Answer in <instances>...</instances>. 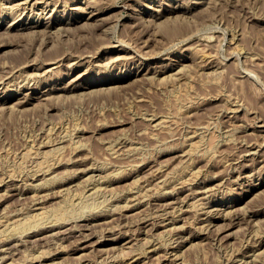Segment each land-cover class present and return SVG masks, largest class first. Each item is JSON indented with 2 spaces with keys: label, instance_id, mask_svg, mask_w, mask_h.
I'll return each mask as SVG.
<instances>
[{
  "label": "rangeland",
  "instance_id": "374dc122",
  "mask_svg": "<svg viewBox=\"0 0 264 264\" xmlns=\"http://www.w3.org/2000/svg\"><path fill=\"white\" fill-rule=\"evenodd\" d=\"M22 1L23 0H0V103L2 104L0 105V183H3L0 186V215L10 214L14 210H20V208H24L21 209L24 213L31 210L33 204V200L30 198L31 191L33 190L32 185L37 184V181L41 182L44 177L40 178L42 176L37 177V175L34 177L33 173H31V166L34 164L35 160H37L34 158L35 155L34 157L32 156L34 159L32 157H25L26 159L23 158L22 160V157H24L23 154L26 152L25 150H29V148L33 149L32 146H34L33 150L35 151L36 144L44 141V137L50 132L56 136V133L59 134L64 130V133L61 132L59 136L57 135L58 137H55L57 142L61 139L64 140L65 137L67 142L64 140V144H69L73 140L78 141L80 144L83 143L81 144V148L83 147L82 150L84 151L82 152L81 148L79 149L80 151H74L69 147L66 150V154H63V164L54 169L56 170L55 174L58 176L62 175L61 177H64L63 180L68 177L72 178L73 176L74 178L72 179L74 180H69V178L68 182H66L67 184L65 183L63 185V188H68L65 195L62 196L63 198H59V196H57L59 194H54V196L46 200L47 202L45 201V206L51 209L53 207L56 208L59 204L58 201L60 202L64 198H66V200L68 199L70 203L72 198L74 199L75 197V199H77L78 196H75L77 193L79 196L82 195L84 197H82V200H77V204L79 205H76V207L78 208L71 207V210H76H72L73 212L70 214V218L68 217V219H70L69 224V221L66 219V224L63 223V225L54 228L52 232H45L38 237L26 238L27 233L25 235L22 234L24 232H20L19 234L23 236V240H21L22 238L19 237V234L18 236L16 234L8 239V241L10 240L11 242H0L1 249L6 248L7 251L11 253L13 251L8 258L4 261H0L2 262L0 264H78L79 259L76 258L77 254H75L74 250L79 243L78 238L81 239L79 235L80 231L83 230L82 228L85 227L86 223L88 227L87 230L83 232L90 234L85 233L89 238L91 237L90 243L97 242L100 239L101 241L102 239L106 240L105 238L108 239V237L112 238L113 235L118 238L121 234L127 237L131 234L129 238L131 240L133 239L131 241V247L128 246L130 245V243L127 244L128 241H121L122 244H120L123 246V249L121 246L119 247L120 249L117 248L116 250H112V252L114 251L112 254H110L111 250H107L102 257L99 252H96L99 253L96 254L95 252H91L93 250L89 249L91 254L87 251L86 256L92 259V264L107 259H109L111 263L107 260L105 261V263L107 262L106 264H112V261L122 263L128 260V256L134 253H139V251L140 253H145V250L147 251L149 246V242L152 243L153 240L159 242L161 245H165L164 247L166 248L170 246L173 251L175 250V254H177L171 253V255L165 256L163 254L165 252L161 251L159 252L160 254L158 253L161 258L159 259L158 254L147 253L139 262L140 264H143L145 261L144 264H149L150 262V264H159L158 262H161L160 264H176L177 262V264H264L262 263L264 262V251H261L264 250V245L260 250L262 252H260V256H255L254 252H252L253 247L258 245L261 241L264 242V188L260 189V191L254 190L256 184L261 182L264 183V0H206V3H204V0H198L201 4L195 6L193 4L195 0H40V3L35 6L33 5L35 0L28 5L22 4ZM124 2L126 4H124ZM127 3H129V5H127ZM15 4L16 7L13 6ZM123 6L127 8L124 13H122L121 10ZM15 11L16 13H14ZM3 12L5 13L3 14ZM190 12L191 14H189ZM141 17H143L145 23H143L144 20ZM11 23L16 24L11 25ZM29 23L30 25L39 24L40 26L32 30L29 27ZM116 24L119 25L118 29ZM109 25L112 27L107 28ZM18 26L21 29H17ZM60 27L62 30H60ZM106 28L109 30H106ZM62 31L65 33L62 34ZM32 32H36V34L34 35ZM47 34H49V36ZM232 41L235 42V44ZM198 49L201 50L202 53H206V56H208L207 62L203 60V63L201 62L199 53H197ZM122 54L126 56L122 57ZM116 55L118 56L116 57ZM115 58H117V60ZM118 58H120L119 61ZM176 64L180 65V69L183 67L182 75L180 74V78L178 77L179 79L183 78V81L179 80L176 76L174 77H176L177 80L174 78L161 80L163 76L174 74L175 70L173 66ZM28 74L30 75L29 77L27 76ZM34 74L37 75L35 76ZM250 74L253 77H251ZM21 75H25V78ZM33 75L34 77H32ZM248 76H250V78ZM37 77L39 78L37 79ZM184 89H187V91ZM46 90H50L52 93H50L47 98L42 96L43 91L47 92ZM51 95L53 97L49 98ZM3 102L5 104H3ZM5 105L8 106L4 107V109L2 106ZM232 109L236 112L232 113ZM149 116L150 118L151 116L152 118L153 116L154 118L167 117L166 120H169H167V128H162V130L159 129V131L158 129L150 128L152 126H150L151 119ZM50 126L54 128L51 129ZM246 126L250 127L247 128ZM44 131H47L45 136L43 134ZM152 131H155V133ZM151 134L153 135L151 136ZM79 135L81 137H79ZM200 136L203 138L201 139ZM124 138H127L125 139L127 147L130 144H134L135 147H140H137V151L135 150L133 153L127 154L128 156L126 155L127 158L130 157L131 159H126L125 156H121L122 159H112L110 151H108V146L112 143L113 145L111 144L110 147L113 146V148H115V145L117 148L120 146L122 147L119 143L122 142ZM128 139L129 141H127ZM117 140L119 143H117ZM188 140H202L200 148L192 154L187 149L189 148ZM71 149L73 150L72 152ZM247 149H251L252 153L251 150L249 151ZM135 152H139V154L135 155ZM183 153L184 155H182ZM87 155L88 157L90 156V160H94V166L97 164L99 165L95 167H98V170L96 169L93 171L92 175L88 174V176H91V179L87 180L88 182L86 184V178L80 175L82 173H79V170L81 171V169L84 168L85 161L83 160ZM184 156L195 161L194 167L199 169L200 174H198L196 178L193 177L192 181H190L191 176L188 174L179 176V179L177 177L174 182L172 181L169 183L168 186L171 187L166 186L164 188V190L166 189L165 195L168 193L167 197L164 198V190L162 188H160L162 190L159 189L158 180L163 177V175L164 177L168 176L170 171L180 166L181 163L186 160ZM79 157L82 158L79 159ZM76 158H78V160ZM75 160L76 163H74ZM140 160L141 165L138 164ZM26 162L27 164L25 165ZM31 162L33 164H31ZM111 162L113 165H111ZM102 163L104 164V168ZM105 164L109 170L106 168ZM160 164L165 166L158 173L157 177L151 178L148 172L156 166H160ZM26 166L28 168H26ZM234 166L238 169H235ZM23 167H25V169ZM117 167H122V169H117ZM111 168L112 170L115 169V171H110ZM135 168H137L136 171L138 170V172H134L133 169ZM139 168L142 169L139 170ZM105 169L107 170L105 171ZM121 170H124V172L122 173ZM26 171L30 172L26 173ZM110 172L114 173L113 178L115 177L114 179L116 181L112 178L111 181L105 183V185L112 189V193L109 192L108 194V192H106V194L102 192L103 194L99 193L95 196V193L90 194L92 191L88 192V190L84 189L85 185L91 184L92 181H102ZM115 172L117 173L115 174ZM11 173L12 175H10ZM67 173L71 174L68 175ZM124 173L125 175H123ZM133 173H135V175H133ZM101 174L102 178H100ZM117 174L119 176L122 174L123 177H119ZM147 174L149 175L148 177ZM9 176L13 177L10 178ZM30 176L33 177L31 178ZM77 176L79 177L76 178ZM88 176L86 177L88 178ZM138 177L141 178L140 181L143 189L148 188V190H152H149V196L146 197V199H142L145 205L142 206L141 209L145 208L146 210L139 209L140 212L137 210L138 214L136 211H129L128 214H131L128 215V217L125 215V217L123 216L124 213H119V211L123 212L120 210L122 209L120 205L125 203L124 198H122L121 202L118 201L120 205L117 203V200L113 198H116L119 193H123L122 196L129 197L131 193L130 191H126L130 188L129 182H133L135 179L138 180ZM12 178L15 179L13 180ZM23 179H25V182ZM154 179H156V181ZM187 179L191 183L189 181L187 182ZM3 180H7V182H3ZM28 180L31 183H29ZM151 181H153V183ZM77 182H80V185L82 184V186L79 187L80 189L78 188L80 185H78ZM154 182L157 183L154 184ZM7 183L10 184L7 185ZM13 183L16 184L13 185ZM145 183H147V185ZM16 185L18 188H16ZM71 185H74L73 188ZM189 185H193V187ZM124 186H126L127 189ZM152 186L155 188L151 189ZM205 188L208 191L204 190ZM77 189L78 192H76ZM3 190L4 193H10V196L7 194V196L4 195L6 196L4 197ZM70 190H73L72 193ZM192 190L194 191L192 192ZM204 191L208 192V195ZM177 192L180 193L178 194ZM11 193H13L12 196ZM87 193L88 195L85 198ZM174 193L177 194L175 195ZM152 194H154V196ZM20 195L21 197H25L20 199ZM101 195L105 197L101 198ZM177 195L181 198H177ZM85 199H87L86 201L90 199L89 202L91 203L87 202L86 204ZM100 199H104V202ZM149 199H155L156 201L151 202ZM196 199H199L201 202L198 200L197 201L200 203L196 202ZM163 200H167L165 201L167 204L168 201L170 203L175 200V202L173 201L170 203L171 205L168 207L169 204L167 205ZM176 200H179L181 204L179 201L176 202ZM81 201L84 203L80 204ZM204 201L207 203H203ZM94 202L96 206L92 204ZM195 202L199 206L203 203L204 206L202 205L201 209L197 205L194 207ZM161 203L163 205H161ZM100 204L104 206L101 207ZM165 204L166 207L164 206ZM91 206H93V208ZM105 206L106 209H104ZM79 207H83L84 209L87 207L88 209L84 210ZM160 208H162L161 213L157 211L158 209L160 210ZM170 208L175 210L176 208L178 209L175 211ZM209 208L211 210L213 208V210L211 211ZM25 209H27V211ZM78 209L79 211H77ZM110 209L112 213L114 211L116 214L113 216L115 221L113 219H111L113 221L104 219L103 221L106 225L101 221H97L96 223L92 222V224L89 223L92 217L100 214L97 212H108ZM117 209H119V211ZM90 210H92V212ZM165 210L167 213H165ZM255 210L257 213L254 220H252L253 217H251V215L255 214ZM94 211L97 214L94 213ZM228 211H231V216H235V219L233 216L230 217V214L229 217L225 218ZM79 212L82 217L79 215ZM87 212L89 213L87 214ZM141 212L143 215H146V217H150L151 215L149 223L151 221H153V223L151 222L152 224L150 223L148 226L150 228V226L153 225V227H151L152 229H147L148 226L145 227L146 224L142 223L141 218L143 215ZM184 212L186 213L184 214ZM73 213L75 214L73 215ZM92 213H94V215ZM131 215L135 217L133 218ZM219 215L221 217L224 216V218H221ZM72 216L76 217V219L73 218L71 221ZM77 216L80 217H78L80 220H77ZM161 216L164 218H171L174 221L173 224L175 227L172 224L169 228L174 227L178 230L181 225L182 228L179 231L183 232L184 236H181L182 238H180V241L179 239L177 240L178 243L176 242V237H172V235L170 237V231L163 232L165 229L161 225L164 218ZM211 217L213 222L210 223V225L208 219H211ZM173 218H177L178 220ZM250 219L253 222H251ZM107 220H110L109 223ZM237 220H240V222ZM234 221L236 222L233 223ZM257 221L259 223H256ZM98 222L101 224L99 225ZM111 222L114 223L112 224ZM82 223L85 224L82 225ZM117 223L121 225L124 224L121 226ZM131 223L133 225H131ZM194 223L196 224L195 226ZM73 224H77V228H81L77 229ZM156 224L160 225L159 228L155 226ZM71 225L72 227L70 228ZM91 225H93V227ZM119 225L123 229H121ZM197 225L201 227L198 228ZM202 225H209V228H202ZM111 226L117 227L116 230H112L115 229V227L112 228ZM136 227L139 229H136ZM141 227L143 228L142 231H140L142 229ZM107 228L110 229L108 232L106 231L108 230ZM95 229L99 231L97 230L96 232ZM124 229L127 230L125 231ZM145 230H147V232ZM57 231H61V233L59 234ZM116 233L119 236L115 235ZM58 234L60 236H58ZM162 235L165 238L162 237ZM145 236L150 238H145ZM43 237L46 238L44 239ZM61 237L64 239L61 240ZM151 237L155 238L152 240ZM185 237H187V239ZM17 239L21 242H26L25 244H21ZM181 239H183V241ZM13 240L15 241L13 242ZM54 240H56V242ZM172 240L173 242H171ZM16 241L21 245L15 243ZM58 241H61V244L57 243ZM163 241L164 244H162ZM167 242H170L169 244H175L172 246V244L169 245ZM183 242L185 245L182 244ZM4 244L6 245L3 246ZM106 244H108V247L109 245L110 247L113 246V242H107ZM40 246L41 248H39ZM57 246H60L59 248L63 251L59 250ZM52 247L53 251L50 249ZM108 247H105V249L110 248ZM16 249L17 251L15 252ZM57 249L60 252L57 251ZM47 250H50L49 253ZM129 250L131 253H129ZM44 251L45 253H43ZM121 251L124 252L123 255H121ZM31 253L32 256L34 255L33 257ZM46 253L49 254V256ZM51 253L56 256L54 257ZM248 253L252 255L249 256ZM148 254L150 256H148ZM173 255L174 257H172ZM104 256L105 258H103ZM152 256H154V258ZM179 256L181 257L179 258ZM260 257H262V259ZM37 258H40V260ZM11 259L16 260L12 261ZM76 259H78V261ZM243 259L245 261H242ZM93 260L97 261L95 262ZM182 260H184V262ZM235 260H240L239 262H242L239 263L236 261V263H233ZM20 261L22 262L20 263Z\"/></svg>",
  "mask_w": 264,
  "mask_h": 264
},
{
  "label": "bare ground",
  "instance_id": "6f19581e",
  "mask_svg": "<svg viewBox=\"0 0 264 264\" xmlns=\"http://www.w3.org/2000/svg\"><path fill=\"white\" fill-rule=\"evenodd\" d=\"M33 0H23L22 1V4H24V5H28L29 3H31ZM49 1H51V0H49ZM178 1V0H177ZM191 1V0H190ZM205 2L204 3H206V0H204ZM43 2V1H42ZM48 2V1H47ZM127 2V1H126ZM20 3V2H19ZM40 3V0H35L34 2H33V5L35 6L36 4H39ZM50 3H52V2H50ZM130 3V2H129ZM129 3H127V5H129ZM132 3V2H131ZM48 4V3H47ZM124 4H126L125 2H124ZM193 4H194V6L195 5H199V4H201V2L200 1H198V0H195L194 2H193ZM3 5V4H2ZM21 5V4H20ZM20 5H18V6H20ZM30 5H32V4H30ZM32 5V6H33ZM205 5V4H204ZM10 6V5H9ZM13 6H15L16 7V4L15 5H13ZM13 6H12V8H13ZM33 6V7H34ZM47 6V5H46ZM39 7V6H38ZM128 7V6H127ZM10 8V7H9ZM12 8H11V10H12ZM18 8V7H17ZM16 8V9H17ZM20 8H22V7H20ZM25 8V7H24ZM24 8H23V10H24ZM28 8V7H27ZM131 8V7H130ZM14 9V8H13ZM15 9V10H16ZM44 9H45V7H44ZM47 9V8H46ZM177 9V8H176ZM19 10V9H18ZM37 10V9H36ZM42 10V9H41ZM122 10V13H124L126 10H127V8L125 7V6H123V9H121ZM120 10V11H121ZM8 11H9V9H8ZM7 11V12H8ZM31 11H32V9H31ZM30 11V12H31ZM44 11V10H43ZM174 11V10H173ZM19 12V11H18ZM24 12H26V11H24ZM35 12V11H34ZM37 12V11H36ZM42 12V11H41ZM99 12V11H98ZM157 12V11H156ZM5 12H3V14H4ZM11 13V12H10ZM14 13H16V11L14 12ZM13 13V14H14ZM20 13V12H19ZM22 13V12H21ZM121 13V12H120ZM8 14V13H7ZM12 14V15H13ZM23 14H25V13H23ZM22 14V15H23ZM31 14H32V12H31ZM40 14V13H39ZM161 14V13H160ZM160 14H158V15H160ZM166 14V13H165ZM164 14V15H165ZM189 14H191V12L189 13ZM20 15V14H19ZM41 15V14H40ZM128 15H129V13H128ZM170 15V14H169ZM15 16V15H14ZM13 16V17H14ZM34 16V15H33ZM39 16V15H38ZM46 16V15H45ZM151 16H153V15H151ZM187 16H188V14H187ZM18 17V16H17ZM47 17V16H46ZM49 17V16H48ZM154 17V16H153ZM159 17V16H158ZM163 17V16H162ZM170 17V16H169ZM21 18V17H20ZM142 19H143V17H141ZM172 18V17H171ZM153 19V18H152ZM157 19H159V18H157ZM51 20V19H50ZM120 20V19H119ZM118 20V21H119ZM141 20V19H140ZM144 20V19H143ZM149 21H151L150 19H148ZM185 20V19H184ZM14 21V20H13ZM13 21H12V23H13ZM153 21H154V19H153ZM157 21V20H156ZM15 22H16V20H15ZM50 22V21H49ZM114 22V21H113ZM143 22V21H142ZM148 22V21H147ZM11 23V25H15L16 23H14V24H12ZM42 23V22H41ZM117 23V22H116ZM143 23H145V20H144V22ZM148 23H150V22H148ZM115 24V23H114ZM119 24V23H118ZM29 25H30V23H29ZM47 26H49L48 24H46ZM112 25V24H111ZM117 25V24H116ZM40 25L39 24H31L29 27H30V29H36V28H38ZM113 26V25H112ZM112 26H108L107 28H109V27H112ZM29 27H27V28H29ZM114 27V26H113ZM118 27H119V25H117V29H118ZM57 28V27H56ZM61 28V27H60ZM59 28V29H60ZM104 28V27H103ZM103 28H102V30H103ZM106 28V30H109V29H107ZM17 29H21V28H19V26L17 27ZM47 29V28H46ZM51 29V28H50ZM64 29V28H63ZM111 29H113V28H111ZM110 29V30H111ZM116 29V30H117ZM49 30V29H48ZM55 30H57V29H55ZM60 30H62V28L60 29ZM59 30V31H60ZM106 30L104 29V31L106 32ZM116 30H114V31H116ZM37 31V30H36ZM54 31V30H53ZM39 32V31H38ZM63 33L62 34H64L65 32L64 31H62ZM111 32V31H110ZM8 33V32H7ZM33 33V32H32ZM48 33V32H47ZM61 33V32H60ZM112 33H113V31H112ZM34 35L36 34V32L35 33H33ZM55 34V33H54ZM109 34V33H108ZM48 36H49V34H47ZM51 36L53 35V34H50ZM61 35V34H60ZM31 36H33V35H31ZM54 36V35H53ZM55 36H56V34H55ZM113 36V35H112ZM45 37H46V35H45ZM48 38V37H47ZM188 39V38H187ZM114 40V39H113ZM234 40V39H233ZM185 41V40H184ZM182 42V41H181ZM233 42V41H232ZM118 43V42H117ZM234 44H235V42H233ZM121 44H122V42H121ZM113 45H115V44H113ZM238 45V44H237ZM111 46H112V44H111ZM47 47V46H46ZM123 49V48H122ZM236 49V48H235ZM238 50V49H237ZM128 52V51H127ZM133 52H135V51H133ZM136 53V52H135ZM197 53H199V57L201 58V62H202V60L204 61V62H207L208 61V56H206V53H205V55H204V53H202L201 52V50H197ZM120 54V53H119ZM127 54V53H126ZM132 54V53H131ZM123 55V54H122ZM130 55V54H129ZM118 55H116V57H117ZM126 55H123L122 57H125ZM133 56V55H132ZM136 56V55H135ZM153 56V55H152ZM120 58H122L121 56H119ZM129 57H131V56H129ZM153 57H155V56H153ZM120 58H118V61H119V59ZM152 58V57H151ZM116 60H117V58H115ZM128 59V58H127ZM145 59V58H144ZM209 59H210V57H209ZM129 60V59H128ZM130 60H132V59H130ZM134 60V59H133ZM139 60V59H138ZM149 60V59H148ZM210 61V60H209ZM140 63V62H139ZM203 63V62H202ZM55 64V63H54ZM183 64V63H182ZM181 64V65H182ZM179 64H176L175 66H173V68H174V70H175V72H174V74L173 75H170V76H163L162 77V79L161 80H166L167 78H174V79H176L177 80V78L179 77V75L183 72V67H181V69L179 68ZM144 67V66H143ZM171 67V66H170ZM25 68V67H24ZM210 68V67H209ZM35 69V68H34ZM45 69V68H44ZM51 70V69H50ZM49 70V71H50ZM173 70V69H172ZM243 70V69H242ZM45 71V70H44ZM47 71V70H46ZM244 71V70H243ZM242 71V72H243ZM246 71V70H245ZM249 71V70H248ZM247 72V71H246ZM23 73V72H22ZM146 73H148V72H146ZM145 73V74H146ZM245 73V72H244ZM250 73H252L251 71H250ZM35 75V74H34ZM34 75L32 76V77H34ZM37 75V74H36ZM35 75V76H36ZM182 75V74H181ZM251 75V74H250ZM252 75H253V73H252ZM251 75V77H253ZM21 76H23V75H21ZM25 76V75H24ZM23 76V77H24ZM28 77L30 76L29 74L27 75ZM174 76H176V77H174ZM28 77H27V79H28ZM41 77V76H40ZM247 77V76H246ZM249 78H250V76H248ZM22 78V77H21ZM25 78V77H24ZM39 77H37V79H38ZM180 78V77H179ZM178 78V79H179ZM248 78V79H249ZM30 79H32V78H30ZM35 79V78H34ZM183 79V78H182ZM182 79H179V80H182ZM29 80V79H28ZM27 80V81H28ZM40 80V79H39ZM39 80H38V82H39ZM175 80V81H176ZM178 80V81H179ZM24 81V80H23ZM22 81V82H23ZM26 81V80H25ZM33 81H35V80H33ZM41 81V80H40ZM183 81V80H182ZM4 82V81H3ZM37 82V81H36ZM11 83V82H10ZM19 83H21V82H19ZM25 83V82H24ZM23 83V84H24ZM30 83V82H29ZM180 83H182V82H180ZM1 84V83H0ZM12 84V83H11ZM15 84V83H14ZM27 84V83H26ZM184 84H186V83H184ZM188 84V83H187ZM20 85V84H19ZM21 86V85H20ZM25 86V85H24ZM17 87V86H16ZM23 87V86H22ZM27 87V86H26ZM30 87V86H29ZM186 87V86H185ZM189 87V86H188ZM5 88V87H4ZM7 88V87H6ZM21 88V87H20ZM19 88V89H20ZM187 88V87H186ZM18 89V90H19ZM4 90V89H3ZM2 90V91H3ZM184 90H186L187 91V89H184ZM1 91V90H0ZM32 91V90H31ZM30 91V92H31ZM37 91V90H36ZM47 91V90H46ZM52 91V90H51ZM4 93V92H3ZM28 93H29V91H28ZM50 90L49 91H47V92H45V91H43V94H42V96L43 97H48L49 95H50ZM30 94V93H29ZM52 94V93H51ZM31 95V94H30ZM26 96H28V95H26ZM51 97H53L52 95L49 97V98H51ZM29 99V98H28ZM3 104H5L4 102H3ZM0 105H2L1 103H0ZM8 106V105H7ZM6 105L5 106H2L3 108L4 107H7ZM13 106V105H12ZM11 106V107H12ZM10 107V106H9ZM235 108H237V107H235ZM1 109V108H0ZM5 109V108H4ZM233 110V109H232ZM186 111V110H185ZM230 111V110H229ZM238 111H239V109H238ZM236 111L235 110H233L232 111V113H235ZM228 113V112H227ZM156 116V115H155ZM158 117V116H157ZM162 117V116H161ZM235 117V116H234ZM149 118H150V116H149ZM156 118V117H155ZM154 118V116H153V118H152V116H151V120H150V126H152V127H150V128H153V129H158V131H159V129H161L162 130V128H165L166 126H168L167 125V123H168V121L166 120V118L167 117H162V118H156L155 119ZM231 118V117H230ZM146 119V118H145ZM148 119V118H147ZM149 123V122H148ZM247 123V122H246ZM256 123V122H255ZM170 124V123H169ZM249 125V124H248ZM263 126V125H262ZM247 128L248 127H250V126H246ZM264 127V126H263ZM48 128H49V126H48ZM50 128H51V126H50ZM54 128V127H53ZM53 128H51V129H53ZM167 128V127H166ZM246 128V129H247ZM254 128V127H253ZM51 129H50V131H51ZM264 130V129H263ZM262 130V131H263ZM48 131V130H47ZM47 131L45 132H43V134H44V136H45V133H47ZM49 131V132H50ZM56 131V130H55ZM64 130H62L61 132H63ZM147 131V130H146ZM145 131V132H146ZM54 132V131H53ZM57 132V131H56ZM60 132V133H61ZM144 132V133H145ZM152 132H154L155 133V131H152ZM264 132V131H263ZM60 133L58 134V133H56L58 136L60 135ZM64 133V132H63ZM194 134V133H193ZM192 134V135H193ZM196 134H197V131H196ZM47 135V134H46ZM56 135V136H57ZM63 135V134H62ZM61 135V136H62ZM68 135V134H67ZM153 134H151V136H152ZM191 135V136H192ZM42 136V135H41ZM41 136H39V137H41ZM55 134H53L52 132H50L46 137H44L45 138V140L44 141H42V142H38L37 144H36V148H35V151L33 150L34 149V146H32L33 147V149H30L29 148V150L27 149V150H25L26 152L23 154L24 155V157H22V160H23V158H25V157H34V155H35V159H37V160H35V162H34V164L31 162V164H33L32 166H31V168H32V172L31 173H33V176L35 177L36 175H37V177H40V176H42V177H40V178H43L42 179V181L41 182H39V181H37L36 183L37 184H33L32 185V187H33V190L31 191V195H30V198H32L31 200H33V204H32V206H31V210L29 211V212H27V213H24V212H22L21 211V209H24V208H20V210H18V211H13L12 213H7V214H3V215H0V242L1 243H7V241H8V239L10 238V237H12V235L14 236V235H16L17 234V236H18V234L20 233V232H24V233H22V234H25L26 235V233H27V235H26V238L27 237H31V238H33V237H38V236H40V235H43L45 232H47L48 233V231H51L52 232V230L54 229V228H56V227H58L59 225H63V223L64 224H66L65 222H66V219L69 221L68 222V224L70 223V219H68V217L70 216V214L73 212V211H75V210H71V207H74V208H78V207H76V205H79V204H77V200H82V197H84V196H82V195H80L79 196V194L77 195H75V196H78L77 197V199H75V197H74V199L72 198V200H71V202L69 203L68 202V199L66 200V198H64L63 200H61L60 202L58 201V206L56 207V208H48L47 206H45V201L46 200H48V199H50L52 196H54V194H59V195H57V196H59V198L60 197H62V196H64L65 195V192L68 190V188L66 189V188H63V185L66 183V182H68V179L69 180H74V179H72V178H74L73 176H72V178L71 177H68V178H65L64 180H63V178L64 177H61V176H58L57 174H55V171L56 170H54L57 166H60L61 164H63L62 162V159H63V154L65 153L66 154V150L70 147V148H72L74 151L76 150H79L80 148H81V144H83V143H79L78 141H72V142H70L69 143V141H68V143L69 144H67V143H65L64 144V140H66L65 138H64V140H58V142H57V139H55ZM57 136V137H58ZM75 136V135H74ZM198 136V135H197ZM43 137V136H42ZM73 137V136H72ZM76 137V136H75ZM79 137H81L80 135H79ZM196 137V136H195ZM201 137V136H200ZM43 138V139H44ZM60 138V137H59ZM77 138V137H76ZM193 138V137H192ZM192 138H190V139H192ZM203 137H201V139H202ZM43 139H40V140H43ZM68 139V138H67ZM81 139V138H80ZM79 139V140H80ZM125 139H127V138H124V140L122 141V142H118V140H117V143H119V145H122V147L120 146L119 148H117L116 147V143L114 144L115 145V148H113V146L112 147H110L111 146V144H110V146H108V151H110V155H111V157H112V159L113 158H121V156H125V158L126 159H129V158H127L126 157V155L128 154H131V153H133L136 149H137V147L139 148L140 146H137V147H135L134 146V144L133 145H129L128 147L126 146V142H125ZM189 139V140H190ZM197 139V138H196ZM33 140V139H32ZM36 140H37V137H36ZM69 140V139H68ZM71 140V139H70ZM76 140V139H75ZM188 140V142H189V148H187L188 150H189V152L192 154L193 152H195L196 150H198L199 148H200V145H201V142H202V140H198V141H189ZM127 141H129V139L127 140ZM35 142V141H34ZM66 142H67V140H66ZM81 142V141H80ZM30 143V142H29ZM28 143V144H29ZM132 143V142H131ZM133 143H135V142H133ZM34 144V143H33ZM136 144V143H135ZM31 145H32V143H31ZM30 145V146H31ZM109 145V144H108ZM113 145V144H112ZM139 145V144H138ZM83 146V145H82ZM134 146V147H133ZM187 146V147H188ZM249 146H251V145H249ZM262 146V145H261ZM28 147V146H27ZM85 147V146H84ZM127 147V148H126ZM252 147V146H251ZM25 148V147H24ZM23 148V149H24ZM83 148V147H82ZM82 148H81V150H82ZM117 148V149H116ZM124 148V149H123ZM126 148V149H125ZM249 148V147H248ZM261 148V147H260ZM71 149V152L73 151ZM86 149V148H85ZM187 149H185V150H187ZM255 149V148H254ZM253 149V150H254ZM139 150H141V149H139ZM247 150H249V149H247ZM251 150V149H250ZM249 150V151H250ZM22 151V150H21ZM69 151V150H68ZM80 151V150H79ZM84 150H82V152H83ZM137 151V150H136ZM257 151V150H256ZM259 151V150H258ZM70 152V151H69ZM139 152H141V151H139ZM139 152L138 153H136L135 152V155H137V154H139ZM185 152V151H184ZM188 152V153H189ZM74 153V152H73ZM189 153V154H190ZM251 153H252V150H251ZM257 153H259V152H257ZM75 154V153H74ZM247 154H250V153H247ZM22 155V156H23ZM127 155V156H128ZM182 155H184V153L182 154ZM20 156H21V154H20ZM134 156V155H133ZM132 156V157H133ZM32 157V158H33ZM90 157V156H89ZM88 157V155H87V157L83 160V161H85L84 163H85V165L83 166L84 168H82L81 169V171L79 170V173L81 172L82 174H80V175H83L82 177H84V178H86L85 180H86V184H87V180H89V179H91V176H88V174L89 175H92V173H93V171H95L97 168H95L97 165H99V164H97L96 166H94V160L92 161V159L90 160V158ZM136 157V156H135ZM185 158H186V160L183 162V163H181V165L180 166H177L173 171H170V173H169V175L168 176H166V177H164V175L163 174H160V175H163V177H161V178H163V179H159L158 180V185H159V189L160 188H162L163 190H164V188L166 187V186H168L169 185V183L170 182H174V180L178 177V179H179V176H183V174H188V175H190L191 176V180L190 181H192L193 179V177L194 178H196V176L198 175V174H200V172H199V169H196L195 167H194V163H195V161L193 162L191 159H188L186 156H184ZM191 157V156H190ZM244 157H246V156H244ZM258 157V156H257ZM31 158V159H32ZM33 158V159H34ZM64 158H65V155H64ZM82 157H79V159H81ZM137 158V157H136ZM255 158V157H254ZM253 158V159H254ZM21 159V158H20ZM26 159V158H25ZM75 159V158H74ZM73 159V160H74ZM77 160H78V158H76ZM122 159V158H121ZM131 159V158H130ZM142 159V158H141ZM150 159V158H149ZM193 159V158H192ZM147 160H148V158H147ZM250 160V159H249ZM28 161V160H27ZM32 161V160H31ZM34 161V160H33ZM66 161V160H65ZM144 161V160H143ZM152 161V160H151ZM154 161V160H153ZM25 162V161H24ZM23 162V163H24ZM74 162V161H73ZM82 162V161H81ZM113 162V161H112ZM111 162V163H112ZM74 163H76V160H75V162ZM105 163V162H104ZM27 164V162L25 163V165ZM29 164V163H28ZM30 164V165H31ZM79 164H81V163H79ZM106 164H108V163H106ZM105 164V165H106ZM139 165H141V160H140V163H138ZM137 164V165H138ZM143 164H144V162H143ZM147 164V163H146ZM30 165H28V166H30ZM83 165V164H82ZM102 165H103V168H104V164L102 163ZM111 165H113V163L111 164ZM114 165H116V164H114ZM122 165V164H121ZM131 165V164H130ZM136 165V166H137ZM125 166V165H124ZM129 166V165H128ZM150 166V165H149ZM153 166V165H152ZM165 165H161L160 164V166H156L155 168H153L150 172H148V173H150L149 175H150V177L151 178H154V177H157V175H158V173L161 171V169L164 167ZM246 166V165H245ZM245 166H244V168H245ZM249 166V165H248ZM79 167V166H78ZM82 167V166H81ZM127 167V166H126ZM247 167V166H246ZM24 169H25V167H23ZM26 168H28L27 166H26ZM100 168V167H99ZM106 168H107V165H106ZM128 168H130V167H128ZM132 168V167H131ZM145 168V167H144ZM150 168V167H149ZM234 168H235V166H234ZM237 168V167H236ZM235 168V169H236ZM58 169V168H57ZM80 169V168H79ZM108 169V168H107ZM107 169H105V171L107 170ZM117 169H122V167H117ZM136 169L137 168H135V169H133L134 170V172H138V170L136 171ZM140 169H142V168H139V170ZM238 169V168H237ZM98 170V169H97ZM104 170V169H103ZM109 170V169H108ZM114 171H115V169H113ZM113 170H112V168H111V170L110 171H112L113 172ZM147 170V169H146ZM247 170H248V168H247ZM54 171V172H53ZM75 171V170H74ZM122 171V170H121ZM130 171V170H129ZM162 171H164V170H162ZM28 171H26V173H27ZM30 172V171H29ZM28 172V173H29ZM71 172H73V171H71ZM76 172H77V170H76ZM119 172H120V170H119ZM124 172V170L122 171V173ZM133 172V171H132ZM232 172V171H231ZM78 173V172H77ZM76 173V174H77ZM79 173H78V175H79ZM96 173V172H95ZM94 173V174H95ZM98 173V172H97ZM103 173V172H102ZM106 173V172H105ZM111 173V172H110ZM108 173V175H106L104 178H103V180L102 181H100V182H98V181H92L91 182V184L89 183V185H85V190H88V192H90V191H92L90 194H94L95 193V196H96V194H99V193H106V192H108V194H109V192H111L112 193V189L111 188H109V186H107V185H105V183H109V181H111V179L113 178V176H114V173ZM117 172H115V174H116ZM121 173V172H120ZM126 173V172H125ZM125 173L123 174V175H125ZM131 173V172H130ZM235 173V172H234ZM22 174V173H21ZM68 174V173H67ZM69 174H71V173H69ZM68 174V175H69ZM75 174V173H74ZM94 174H93V176H94ZM128 174V173H127ZM132 174V173H131ZM168 174V173H167ZM10 175H12V173L10 174ZM32 175V174H31ZM79 175V176H80ZM96 175V174H95ZM100 175V174H99ZM118 175V174H117ZM133 175H135V173H133ZM136 175L138 176V174L136 173ZM148 174H147V177L149 176ZM232 175V174H231ZM15 176H16V174H15ZM17 176H18V173H17ZM22 176V175H21ZM23 176H24V174H23ZM22 176V177H23ZM32 176V177H33ZM49 176V177H48ZM71 176V175H70ZM75 176V175H74ZM79 176H77L76 178H78ZM86 176H88V178L86 177ZM119 176V175H118ZM120 176H122V174L120 175ZM119 176V177H120ZM127 176V175H126ZM129 176V175H128ZM140 176V175H139ZM234 176V175H233ZM239 176H240V174H239ZM7 177V176H6ZM10 178L11 177H13V176H9ZM26 177H28V176H26ZM31 177V176H30ZM31 177V178H32ZM46 177H48V178H46ZM117 177V176H116ZM123 177V176H122ZM134 177V176H133ZM241 177V176H240ZM3 178H5V177H3ZM2 178V179H3ZM29 178V177H28ZM81 178V177H80ZM100 178H102V174H101V177ZM115 178V177H114ZM113 178V179H114ZM137 178V177H136ZM181 178V177H180ZM199 178V177H198ZM8 179V178H7ZM13 180L15 179V178H12ZM26 179V178H25ZM25 179H23L24 180V182H25ZM97 179H99V178H97ZM134 179V178H133ZM140 179L141 178H139L138 177V180H136L135 179V181L133 180V182H129L130 183V185H129V187L130 188H128L129 190H126V191H130V193H131V195L130 194H127V195H130L129 197L128 196H122L123 195V193L122 194H117V196H116V198H113L114 200H117V203H118V201H120L121 202V200H122V198H124V204H122V205H120L119 203V205L122 207V209H120V210H122L123 212H120L119 211V209H117L118 211H119V213L121 214V213H124L123 214V216H127L128 217V215H130V214H128L129 213V211H136V213H137V210L140 212V210L139 209H141V207L142 206H144L145 204V202L143 203V200L142 199H146V197H148L149 195H148V193L150 192V191H152V190H148V188H142V186H141V181H140ZM146 179H148V178H146ZM177 179V180H178ZM205 179H206V177H205ZM211 179V178H210ZM239 179V178H238ZM10 180V179H9ZM32 180V179H31ZM93 180V179H92ZM95 180V179H94ZM115 180V179H114ZM155 181H156V179H154ZM196 180V179H195ZM12 181V180H11ZM11 181H10V183H11ZM116 181V180H115ZM142 181H143V179H142ZM150 181V180H149ZM179 181H181V180H179ZM183 181H185V180H183ZM189 180L187 179V182H188ZM189 181V182H190ZM205 181V180H204ZM213 181V180H212ZM239 181V180H238ZM2 182V181H1ZM3 182H7V180L6 181H4L3 180ZM9 182V181H8ZM16 182V181H15ZM22 182V181H21ZM28 182H29V180H28ZM39 182V183H38ZM152 183H153V181H151ZM193 182H195V181H193ZM209 182V181H208ZM9 183V184H10ZM29 183H31V182H29ZM72 183V182H71ZM75 183V182H74ZM78 183V185H80V182H77ZM82 183V182H81ZM113 183V182H112ZM111 183V184H112ZM144 183V182H143ZM142 183V184H143ZM149 183V182H148ZM155 183H157V182H154V184ZM179 183V182H178ZM177 183V184H178ZM182 183V182H181ZM191 183V182H190ZM199 183V182H198ZM3 184V183H2ZM1 183H0V186L2 185ZM8 183H7V185H9ZM16 184V183H15ZM14 183H13V185H15ZM20 184V183H19ZM18 184V185H19ZM67 184V183H66ZM146 185H147V183H145ZM144 184V185H145ZM150 184V183H149ZM173 184V183H172ZM180 184V183H179ZM206 184V183H205ZM21 185V184H20ZM23 185V184H22ZM27 185V184H26ZM69 185V184H68ZM74 185H76V184H74ZM73 185V186H74ZM77 185V186H78ZM128 185V184H127ZM126 185V186H127ZM174 185V184H173ZM184 185V184H183ZM194 185V184H193ZM193 185H189V186H191V187H193ZM198 185H200V184H198ZM204 185V184H203ZM17 186V185H16ZM15 186V187H16ZM24 186V185H23ZM28 186H30V185H28ZM66 186V185H65ZM64 186V187H65ZM72 186V185H71ZM70 186V187H71ZM73 186H72V188H73ZM82 186V184L80 185V186H78V188L79 187H81ZM126 186H124L125 188H126ZM154 186V185H153ZM151 187V189L153 188H155V187ZM181 186V185H180ZM185 186V185H184ZM186 186H188V185H186ZM8 187V186H7ZM14 187V188H15ZM22 187V186H21ZM76 187V186H75ZM74 187V188H75ZM158 187V186H157ZM168 187H171V186H168ZM173 187V186H172ZM177 187H179V186H177ZM190 187V188H191ZM194 187H195V185H194ZM209 187V186H208ZM16 188H18V186L16 187ZM23 188V187H22ZM28 188H31V187H28ZM77 188V187H76ZM142 188V189H141ZM150 188V187H149ZM181 188H182V186H181ZM189 188V189H190ZM197 188V187H196ZM195 188V189H196ZM207 188V187H206ZM206 188L204 189V190H206ZM264 188V183L263 182H261V183H259V184H256V188L254 189L255 191H260V189H263ZM11 189V188H10ZM20 189V188H19ZM80 189V188H79ZM127 189V188H126ZM158 189V190H159ZM162 189H160V190H162ZM169 189H171V188H169ZM168 189V190H169ZM184 189H186V188H184ZM193 189V188H192ZM202 189V188H201ZM208 189V188H207ZM212 189V188H211ZM16 190H18V189H16ZM28 190V189H27ZM26 190V191H27ZM30 190V189H29ZM76 190V189H75ZM75 190H74V192H75ZM172 190V189H171ZM170 190V191H171ZM182 190V189H181ZM198 190H200V189H198ZM209 190H210V188H209ZM10 191V190H9ZM19 191V190H18ZM21 191V190H20ZM25 191V190H24ZM71 191V190H70ZM73 191V190H72ZM72 191H71V193H72ZM165 191H166V189L163 191L164 192V195H165ZM177 191H178V189H177ZM194 190H192V192H193ZM206 191H208V190H206ZM7 192H8V188H7ZM7 192H5L4 193V190H3V196L4 195H6L7 196V194H9V196H10V193H7ZM30 192V191H29ZM76 192H78V189H77V191ZM84 192V191H83ZM124 192V191H123ZM153 192H154V190H153ZM172 192V191H171ZM173 192H174V190H173ZM181 192V191H180ZM179 192V193H180ZM205 192V191H204ZM16 193V192H15ZM23 193V192H22ZM68 193H70V192H68ZM85 193H86V191H85ZM102 193V194H103ZM125 193V192H124ZM156 193H157V190H156ZM159 193L161 194V192L159 191ZM178 193V192H177ZM176 193V194H177ZM178 193V194H179ZM182 193V192H181ZM205 193H207V195H208V192H205ZM256 193V192H255ZM259 193V192H258ZM82 194V193H81ZM107 194V193H106ZM158 194V193H157ZM175 194V193H174ZM173 194V195H174ZM175 194V195H176ZM191 194V193H190ZM196 194V193H195ZM200 194H201V192H200ZM2 195V194H1ZM13 195V193H11V196ZM19 195V194H18ZM17 195V196H18ZM23 195V194H22ZM29 195H27V196H29ZM55 195V196H56ZM85 195V194H84ZM88 195V193L85 195V198H86V196ZM113 195V194H112ZM119 195V196H118ZM126 195V194H125ZM153 196H154V194H152ZM167 195H168V193H167ZM167 195H165V197L164 198H166L167 197ZM171 195H172V193H171ZM194 195V194H193ZM255 195V194H254ZM6 196H4V197H6ZM27 196H26V198H27ZM68 196V195H67ZM97 196H99V195H97ZM156 196V195H155ZM159 196V195H158ZM163 196V195H162ZM162 196H160V197H162ZM192 196V195H191ZM201 196H203V195H201ZM212 196H214V195H212ZM2 197V196H1ZM20 197H21V195H20ZM23 197H25V196H23ZM23 197H21L20 199H22ZM66 197V196H65ZM69 197H71V196H69ZM68 197V198H69ZM92 197V196H91ZM91 197H90V199H91ZM94 197V196H93ZM105 196H103L102 197V195H101V198H104ZM181 198L180 196H178L177 195V198ZM193 197V196H192ZM204 197V196H203ZM206 197H208V196H206ZM211 197V196H210ZM8 198V197H7ZM25 198V199H26ZM59 198H58V200H59ZM63 198V197H62ZM61 198V199H62ZM88 198H89V196H88ZM87 198V199H88ZM108 198V197H107ZM151 198H153V197H151ZM174 198V197H173ZM176 198V199H177ZM201 198V197H200ZM209 198V197H208ZM6 199V198H5ZM87 199H85V201L87 200ZM90 199H89V201H90ZM96 199V198H95ZM99 199V198H98ZM110 199V198H109ZM120 199V200H119ZM148 199V198H147ZM158 199H160V198H158ZM168 199V198H167ZM210 199V198H209ZM52 200V199H51ZM70 200V199H69ZM94 200V199H93ZM100 200H102L103 202H104V199H100ZM106 200H108V199H106ZM112 200V199H111ZM151 202L152 201H156L155 199H149ZM194 200V199H193ZM200 201L199 199H196V202H198V201ZM202 200V199H201ZM211 200V199H210ZM214 200V199H213ZM89 201H86V204H87V202H89ZM98 201V200H97ZM97 201H96V203H97ZM109 201V200H108ZM164 202L165 201H167V200H163ZM171 201V200H170ZM174 202H175V200H173ZM173 201H171L170 203H172ZM179 201V200H178ZM177 200H176V202H178ZM184 201V200H183ZM195 201V200H194ZM207 201V200H206ZM47 202V201H46ZM110 202V201H109ZM108 202V203H109ZM114 202V201H113ZM147 202H148V200H147ZM185 202V201H184ZM183 202V203H184ZM187 202V201H186ZM196 202L194 203L195 204V206L194 207H196ZM201 202V201H200ZM200 202H198V203H200ZM30 203V202H29ZM56 203V202H55ZM84 203V202H83ZM82 203V201H81V203L80 204H83ZM89 203H91V202H89ZM88 203V204H89ZM95 202L94 203H92L93 205H95L96 204ZM115 203V202H114ZM113 203V204H114ZM154 203V202H153ZM166 203V202H165ZM169 203V201H168V204H169V206L168 207H170V204ZM179 203H180V201H179ZM191 203V202H190ZM203 203H207V202H203ZM203 203L199 206V205H197V206H199L200 207V209H201V206L203 205ZM209 203V202H208ZM167 204V203H166ZM166 204L164 205L165 207H166ZM167 204V205H168ZM181 204V203H180ZM192 204V203H191ZM101 205V207L102 206H104V205H102V204H100ZM115 205V204H114ZM146 205H147V203H146ZM157 205V204H156ZM155 205V206H156ZM161 205H163L162 203H161ZM178 205V204H177ZM185 205V204H184ZM27 206H29V205H27ZM82 206V205H81ZM83 206H86V205H83ZM89 206V205H88ZM87 206V207H88ZM96 206V205H95ZM107 206V205H106ZM106 206H105V208L104 209H106ZM108 206H110V205H108ZM148 206H149V204H148ZM158 206H160V205H158ZM182 206V205H181ZM187 206H188V203H187ZM204 206V205H203ZM209 206V205H208ZM208 206H206V207H208ZM211 206V205H210ZM264 206V205H263ZM262 206V207H263ZM87 207H85L86 209H88ZM92 208H93V206H91ZM98 207H99V204H98ZM110 207H112V206H110ZM115 207L117 208V206L115 205ZM119 207V206H118ZM146 207V206H145ZM150 207V206H149ZM173 207V206H172ZM177 207V206H176ZM193 207V206H192ZM191 207V208H192ZM194 207H193V209H194ZM228 207V206H227ZM80 209H84L83 207L81 208V207H79ZM95 208V207H94ZM148 208V207H147ZM152 208V207H151ZM150 208V209H151ZM156 208H157V206H156ZM179 208V207H178ZM178 208H176V210L178 209ZM182 208H183V206H182ZM28 209V208H27ZM27 209H25L26 211H27ZM86 209H84V210H86ZM89 209H90V207H89ZM96 209V208H95ZM94 209V210H95ZM145 208H143V209H141V210H144ZM152 209H154V208H152ZM152 209H151V211H152ZM161 209L162 208H160V210L158 209H156L157 211H160V213L162 212L161 211ZM171 209V208H170ZM181 209V208H180ZM204 209H205V207H204ZM210 209V208H209ZM208 209V210H209ZM29 210V209H28ZM83 210V211H84ZM97 210H98V208H97ZM96 210V211H97ZM115 210V209H114ZM146 210V209H145ZM155 210V211H156ZM169 210V209H168ZM171 210H175V209H171ZM171 210H169V211H171ZM175 210V211H176ZM186 210V209H185ZM195 210V209H194ZM211 210V209H210ZM212 210H213V208H212ZM211 210V211H212ZM259 210V209H258ZM261 210V209H260ZM77 211H79V209L77 210ZM81 211V210H80ZM91 212H92V210H90ZM100 211H102V210H100ZM108 211V210H107ZM116 211V210H115ZM181 211H183V210H181ZM187 211H188V208H187ZM207 211V210H206ZM263 211V210H262ZM86 212V211H85ZM145 212V211H144ZM146 212H148V211H146ZM209 212V211H208ZM217 212V211H216ZM250 212V211H249ZM248 212V213H249ZM252 212V211H251ZM255 212V214L254 215H251V217H253V219L252 220H254V217L256 216V210L254 211ZM260 212V211H259ZM76 213V212H75ZM75 213H73V215L75 214ZM78 213V212H77ZM89 212H87V214H88ZM94 213H96L95 211H94ZM94 213H92L93 215H94ZM97 213H100V214H97ZM96 214V216H94V217H96V218H94V217H92L91 219V221H89V223H91L92 224V222H97V221H101V222H104L103 220L104 219H113L114 220V218H113V216L114 215H116L115 213H114V211H113V213H112V211H111V209L108 211V212H97ZM155 213H157V212H155ZM159 213V214H160ZM165 213H167L166 212V210H165ZM174 213V212H173ZM176 213V212H175ZM186 212H184V214H185ZM197 213V212H196ZM119 214V215H120ZM138 214V213H137ZM140 214V213H139ZM141 214H142V212H141ZM147 214V213H146ZM152 214V213H151ZM178 214V213H177ZM179 214H181V213H179ZM199 214H200V212H199ZM202 214V213H201ZM214 214V213H213ZM223 214V213H222ZM221 214V215H222ZM229 214H230V217H232L231 216V211H228L227 212V215H225V218H227V217H229ZM250 214V213H249ZM252 214V213H251ZM79 215L82 217V215L80 214V212H79ZM84 215H86V214H84ZM83 215V216H84ZM134 215H135V213H134ZM143 215V214H142ZM155 215V214H154ZM204 215V214H203ZM202 215V216H203ZM208 215V214H207ZM207 215H206V217H207ZM247 215V214H246ZM264 215V214H263ZM90 216V215H89ZM118 216V215H117ZM122 216V215H121ZM125 216V217H126ZM136 216V215H135ZM134 216V217H135ZM138 216V215H137ZM143 216H144V218H143ZM142 216V218H141V216L139 215V217L141 218V220H142V223L143 224H146L145 225V227H147L151 222L153 223V221H151L150 223H149V221H150V217H151V215H150V217H146V215H143ZM158 216H160V215H158ZM166 216H168V215H166ZM172 216V215H171ZM170 216V217H171ZM174 216H176V215H174ZM182 216V215H181ZM199 216H201V215H199ZM220 216V215H219ZM218 216V217H219ZM242 216V215H241ZM247 216H249V215H247ZM79 216H77V220H80L79 218H78ZM125 217H124V219H125ZM131 217H133L132 215H131ZM133 217V218H134ZM161 217H163V216H161ZM179 217V216H178ZM204 217H205V215H204ZM210 217V216H209ZM221 217V216H220ZM219 217V218H220ZM236 217H238V216H236ZM243 217V216H242ZM70 218V217H69ZM73 218H75L76 219V217H74V216H72V219H71V221L73 220ZM118 218H119V216H118ZM130 218V217H129ZM139 218V219H140ZM153 218V217H152ZM157 218H160V217H157ZM156 218V219H157ZM164 218V217H163ZM214 218V217H213ZM221 218H224V216H222ZM233 218L235 219V216H233ZM233 218H231V219H233ZM241 218V217H240ZM83 219V218H82ZM89 219V218H88ZM115 219H116V217H115ZM120 219V218H119ZM136 219V218H135ZM155 219V220H156ZM173 219H177V218H173ZM180 219H182V218H180ZM198 219H199V217H198ZM197 219V220H198ZM200 219H201V217H200ZM203 219V218H202ZM205 219V218H204ZM215 219V218H214ZM230 219V218H229ZM258 219H260V218H258ZM110 220H107L108 221V223H109V221ZM113 220H111V221H113ZM118 220V219H117ZM128 220V219H127ZM134 220V219H133ZM178 220V219H177ZM196 220V219H195ZM194 220V221H195ZM241 220V219H240ZM240 220H237V221H239L240 222ZM243 220V219H242ZM246 220V219H245ZM257 220V219H256ZM261 220V219H260ZM115 221V220H114ZM119 221H121V220H119ZM125 221V220H124ZM129 221V220H128ZM127 221V222H128ZM131 221V220H130ZM136 221V220H135ZM208 221H209V224L210 223H212L213 222V219H212V217H211V219H208ZM250 221H251V219H250ZM249 221V222H250ZM259 221V220H258ZM256 222V223H259V222ZM262 221V220H261ZM260 221V222H261ZM99 222H98V224H99ZM122 222V221H121ZM120 222V223H121ZM126 222V223H127ZM132 222V221H131ZM140 222V221H139ZM155 222V221H154ZM178 222V221H177ZM200 222H201V220H200ZM204 222V221H203ZM236 221H234L233 223H235ZM251 222H253V221H251ZM74 223V222H73ZM76 223V222H75ZM94 223V224H95ZM105 223V222H104ZM104 223H102V224H104ZM112 224L114 223V222H111ZM116 223V222H115ZM120 223H117V224H120ZM130 223V222H129ZM128 223V224H129ZM136 223V222H135ZM148 223V224H147ZM151 223V224H152ZM174 223V221L171 219V218H164L163 219V222H162V225L161 226H163V228L165 229L163 232H169V233H171L170 234V237H171V235H172V237H176V242H177V240L179 239V241H180V238H182L181 236H184L183 235V232H180L179 230L182 228L181 227V225H180V228H178V230H177V228H174L175 227V225L173 224ZM206 223V222H205ZM204 223V224H205ZM208 223V222H207ZM72 224V223H71ZM85 223H82V225H84ZM93 224V225H94ZM97 224V225H98ZM101 224V223H100ZM99 224V225H100ZM124 224V223H123ZM122 224V225H123ZM128 224H125V225H128ZM158 224V223H157ZM155 225V226H157L158 228H159V226L160 225ZM161 224V223H160ZM174 225V229L173 228H169V226H171V225ZM232 224V223H231ZM254 224V223H253ZM73 225H75V224H73ZM77 225V224H76ZM75 225V228H77V226ZM78 225H80V224H78ZM93 225H91L92 227H93ZM105 225H106V223H105ZM109 225V224H108ZM121 225V224H120ZM120 225H119V227H120ZM121 225V226H122ZM131 225H133L132 223H131ZM136 225V224H135ZM137 225H139V224H137ZM196 224L194 223V226H195ZM199 225H201V224H199ZM206 225V224H205ZM211 225V224H210ZM258 225V224H257ZM102 226V225H101ZM117 226V225H116ZM142 226V225H141ZM198 226V225H197ZM196 226V227H197ZM209 225H207V226H203L202 225V228L204 227V228H206V227H208ZM213 226V225H212ZM255 226V225H254ZM72 227V225L70 226V228ZM87 227H88V224L86 223V225H85V227H83L82 229V231H80V236H81V239L80 238H78V240H79V243L77 244V246H76V249L74 250L75 251V254H77L76 256V258H78L79 259V263H81V264H92V259H89L86 255H87V251H89L88 253H90L91 254V252H99L100 253V256L102 257V255H104L105 254V251H107V250H111V253L110 254H112V253H114V251L112 252V250H116L117 248H119V247H121L122 245V243H121V241H128L127 242V244H129L130 243V245H128V246H130L131 247V241L133 240H131L130 238H129V236H131V234L127 237V236H124V234H121L120 235V232H119V235L116 233L115 235H117V236H119L118 238L117 237H114V235H113V237L112 238H109L108 237V239L107 238H105L106 240H103L102 239V241H101V239L99 240V241H97V242H91L90 243V238H89V236L87 235V234H89V233H87V232H83V231H86L87 230ZM103 227V226H102ZM105 227V226H104ZM112 227V226H111ZM115 226H113L112 228H114ZM123 227H125V226H123ZM138 227H140V226H138ZM144 227V228H145ZM151 227H153V225L152 226H150V228ZM176 227H178V226H176ZM184 227V226H183ZM195 227V228H196ZM199 227H201V226H198V228ZM63 228V227H62ZM81 227H79V228H77V229H80ZM89 228H90V226H89ZM106 228V227H105ZM116 228L117 227H115V229H112V230H116ZM121 229H123L122 227H120ZM142 228V227H141ZM149 228V226H148V228L147 229H150ZM167 228H168V230H167ZM197 228V229H198ZM209 228V227H208ZM67 229V228H66ZM69 229V228H68ZM67 229V230H68ZM76 229V230H77ZM91 229V228H90ZM108 230H106L107 232L110 230L109 228H107ZM130 229H132V228H130ZM134 229V228H133ZM136 229H139V228H137L136 227ZM152 229V228H151ZM173 229V230H172ZM184 229V228H183ZM196 229V230H197ZM207 229V228H206ZM70 230V229H69ZM76 230H75V232H76ZM96 230V229H95ZM98 230V229H97ZM97 230H96V232H97ZM104 230V229H103ZM125 230V229H124ZM122 231V232H125V231ZM143 230V228L140 230V231H142ZM155 230V229H154ZM171 230H172V232H171ZM99 231V230H98ZM101 231V230H100ZM135 231V230H134ZM146 232H147V230H145ZM194 231H195V229H194ZM198 231V230H197ZM205 231V230H204ZM57 232H59V231H57ZM67 232H69V231H67ZM72 232V231H71ZM114 232V231H113ZM117 232H118V230H117ZM121 232V233H122ZM201 232H203V231H201ZM55 233V232H54ZM61 233V231L59 232V234ZM63 233H64V231H63ZM65 233H66V231H65ZM70 233V232H69ZM79 233V232H78ZM85 233H87V234H85ZM91 233V232H90ZM95 233V232H94ZM99 233V232H98ZM101 233H103V232H101ZM129 233V232H128ZM127 233V234H128ZM133 233V232H132ZM149 233V232H148ZM147 233V234H148ZM152 233V232H151ZM168 233V234H169ZM181 233H182V235H181ZM58 234V236H60ZM73 234V233H72ZM76 234V233H75ZM126 234V235H127ZM163 234V233H162ZM196 234V233H195ZM21 234H19V237H23V236H20ZM24 235V236H25ZM50 235V234H49ZM48 235V236H49ZM57 235V234H56ZM65 235V234H64ZM90 235V234H89ZM92 235V234H91ZM106 235V234H105ZM134 235V234H133ZM153 235V234H152ZM196 235H198V234H196ZM48 236H46V237H48ZM53 236L55 237V235L53 234ZM63 236V235H62ZM66 236V235H65ZM64 236V237H65ZM73 236H75V235H73ZM72 236V237H73ZM103 236V235H102ZM107 236V235H106ZM124 236V237H123ZM157 236V235H156ZM164 236H165V234H164ZM163 235H162V237H164ZM169 236V235H168ZM18 237V238H19ZM45 237V238H46ZM79 237V236H78ZM101 237V236H100ZM136 237V236H135ZM138 237H139V235H138ZM143 237V236H142ZM161 237V236H160ZM166 237V236H165ZM164 237V238H165ZM44 238V237H43ZM43 238H40V239H43ZM44 238V239H45ZM49 238V237H48ZM52 238V237H51ZM62 238V237H61ZM68 238V237H67ZM75 238V237H74ZM99 238V237H98ZM145 238H150V237H146L145 236ZM152 238V237H151ZM155 238V237H154ZM154 238H152V240L154 239ZM163 238V239H164ZM186 239H187V237H185ZM13 239H15V238H13ZM64 238H62L61 240H63ZM126 239H128V240H126ZM130 239V240H129ZM136 239V238H135ZM160 239V238H159ZM167 239V238H166ZM18 240V239H17ZM21 240H23V238L21 239ZM53 240V239H52ZM57 240V239H56ZM56 240H54L55 242H56ZM97 240V239H96ZM110 240V241H109ZM137 240V239H136ZM161 240V239H160ZM159 240V241H160ZM182 241H183V239H181ZM10 241V240H9ZM8 241V242H9ZM15 240H13V242H14ZM19 241V240H18ZM31 241V240H30ZM47 241V240H46ZM139 241V240H138ZM148 241H149V239H148ZM151 241V240H150ZM170 241V240H169ZM181 241V242H182ZM186 241V240H185ZM11 242V241H10ZM12 242V243H13ZM21 244L22 243H24L25 244V242L26 241H19ZM32 242V241H31ZM61 241H58L57 243H60ZM107 242H113V246H111L110 247V245H109V247H108V244H106ZM147 242V241H146ZM146 242H145V244H146ZM171 242H173V240L171 241ZM175 242V241H174ZM15 243H17V241L15 242ZM20 243H17V244H19V245H21ZM48 243H49V241H48ZM121 243V244H120ZM168 244L170 243V242H167ZM178 243V242H177ZM176 243V244H177ZM258 243V242H257ZM23 244V245H24ZM45 244V243H44ZM47 244V243H46ZM56 244V243H55ZM61 244V243H60ZM126 244V243H125ZM125 244H123V245H125ZM141 244V243H140ZM142 244H143V242H142ZM141 244V245H142ZM145 244H144V246H145ZM162 244H164V241H163V243ZM167 244V245H168ZM172 244V243H171ZM171 244H169V245H171ZM175 244V243H174ZM174 244H172V246H174ZM182 244H184V242L182 243ZM250 244V243H249ZM248 244V245H249ZM256 244V243H255ZM6 244H4L3 246H5ZM8 245V244H7ZM10 245V244H9ZM43 245V244H42ZM41 245V246H42ZM48 245H51V244H48ZM58 245V244H57ZM112 245V244H111ZM138 245V244H137ZM178 245V244H177ZM181 245V244H180ZM185 245V244H184ZM263 245H264V242L263 241H261L258 245H256L255 247H253V249H252V252H254V255L255 256H257V255H259L260 254V252L261 251H264V250H261L262 249V247H263ZM2 246V247H3ZM18 246V245H17ZM41 246L39 247V248H41ZM53 246V245H52ZM127 246V245H126ZM127 246V247H128ZM134 246V245H133ZM165 245H161L159 242H157V241H152V243L151 242H149V246H148V248H147V251L145 250V253H140V251H139V253H134V254H132L131 256H128L129 257V259L128 260H125V261H123V259H122V263H119L118 261L117 262H114V261H112L113 263L112 264H138L140 261H141V259L142 258H144L143 256L145 255V254H147V253H149V254H151V253H154V254H158L159 252H161V251H164L165 253H163L165 256H168L169 254L171 255V253H174L175 254V250L173 251L171 248H170V246H169V248H170V250H169V248H166V247H164ZM171 246V247H172ZM21 247V246H20ZM50 247V246H49ZM48 247V248H49ZM58 247V246H57ZM57 247H55V248H57ZM60 247V246H59ZM58 247V249L59 250H62V249H60ZM62 247V246H61ZM105 247H108L109 249H105ZM136 247V246H135ZM142 247V246H141ZM146 247V246H145ZM3 248H5V247H3ZM15 248H16V245H15ZM38 248V249H39ZM138 248H140V247H138ZM179 248V247H178ZM252 248V247H251ZM10 249V248H9ZM18 249V248H17ZM17 249L15 250V252L17 251ZM34 249H36V248H34ZM52 251H53V247L52 248H50ZM57 249V251H59ZM72 249V248H71ZM70 249V250H71ZM93 250V251H91L90 252V250ZM120 249V248H119ZM122 249H123V246H122ZM125 250H127L126 248H124ZM141 249V248H140ZM181 249H182V247H181ZM19 250V249H18ZM29 250V249H28ZM27 250V251H28ZM37 250V249H36ZM55 250V249H54ZM124 250V251H125ZM132 250V249H131ZM261 250V251H260ZM29 251H31V250H29ZM50 251V250H49ZM49 251L47 250V252L49 253ZM56 251V250H55ZM54 251V252H55ZM63 251V250H62ZM72 251V250H71ZM73 251V252H74ZM130 251V250H129ZM136 251V250H135ZM179 251H181V250H179ZM249 251V250H248ZM39 252H41V251H39ZM60 252V251H59ZM122 252V254L121 255H123L124 254V252L123 251H121ZM126 252V251H125ZM128 252V251H127ZM143 252V251H142ZM245 252V251H244ZM251 252V253H252ZM12 253H13V251H12ZM11 252H8L7 251V249L5 248V249H1V247H0V261H4L6 258H8V256L10 255V254H12ZM29 253V252H28ZM27 253V254H28ZM43 253H45V251L43 252ZM99 253H96V254H99ZM129 253H131V251L129 252ZM250 253V252H249ZM248 253V254H249ZM262 253V252H261ZM39 254H41V253H39ZM47 254V253H46ZM51 254H53V253H51ZM50 254V255H51ZM94 254V253H93ZM92 254V255H93ZM118 254V253H117ZM116 254V255H117ZM120 254V253H119ZM148 254V256H150ZM160 254V253H159ZM158 254V255H159ZM177 254V253H176ZM175 254V255H176ZM15 255V254H14ZM36 255H38V254H36ZM48 256H49V254H47ZM46 255V256H47ZM54 255V254H53ZM89 255V254H88ZM95 255V254H94ZM127 255H128V253H127ZM130 255V254H129ZM181 255V254H180ZM250 255H252V254H249V256ZM28 256V255H27ZM26 256V257H27ZM31 256H32V253H31ZM34 256V255H33ZM32 256V257H33ZM47 256V257H48ZM56 255H54V257H55ZM97 256V255H96ZM106 256V255H105ZM105 256L103 257V258H105ZM113 256H114V254H113ZM112 256V257H113ZM147 256V255H146ZM182 256V255H181ZM181 256H179V258L181 257ZM243 256V255H242ZM260 256V255H259ZM39 257V256H38ZM43 257H44V254H43ZM50 257H52V256H50ZM95 257V256H94ZM100 257V258H101ZM109 257V256H108ZM107 257V258H108ZM115 257V256H114ZM127 257V256H126ZM127 257V258H128ZM153 258H154V256H152ZM156 257V256H155ZM164 257V256H163ZM162 257V258H163ZM172 257H174V255L172 256ZM171 257V258H172ZM176 258H178L177 256H175ZM29 258V257H28ZM35 258V257H34ZM40 258H42V257H40ZM40 258H37V259H39L40 260ZM92 258V257H91ZM110 258H111V255H110ZM122 258V257H121ZM123 258H125V257H123ZM146 258V257H145ZM166 258V257H165ZM242 258V257H241ZM249 258V257H248ZM251 258V257H250ZM257 258V257H256ZM261 259H262V257H260ZM36 259V258H35ZM46 259V258H45ZM78 259H76L77 261H78ZM94 259V258H93ZM95 259H97V258H95ZM147 259H148V257H147ZM157 259H158V257H157ZM159 259H161L160 258V255H159ZM181 259H183V258H181ZM235 259V258H234ZM239 259V258H238ZM252 259V258H251ZM253 259H255V258H253ZM258 259V258H257ZM8 260V259H7ZM12 260V259H11ZM16 259H14V260H12V261H15ZM23 260V259H22ZM28 260V259H27ZM49 260V259H48ZM107 260H109V259H107ZM107 260H105V261H107ZM114 260V259H113ZM116 260V259H115ZM118 260H119V258H118ZM121 260V259H120ZM145 260V259H144ZM151 260V259H150ZM173 260V259H172ZM248 260V259H247ZM264 260V259H263ZM262 260V261H263ZM12 261H11V263H12ZM32 261V260H31ZM35 261V260H34ZM52 261V260H51ZM76 261V262H77ZM93 261H95V260H93ZM97 261V260H96ZM95 261V262H96ZM105 261L103 260V261H98V262H96L95 264H106L105 263ZM158 261H160V260H158ZM161 261H163V260H161ZM166 261V260H165ZM170 261H171V259H170ZM183 262H184V260H182ZM181 261V262H182ZM236 261H240V260H235V262H233V263H236ZM242 261H245L244 259L242 260ZM241 261V262H242ZM259 261V260H258ZM7 262V261H6ZM18 262V261H17ZM16 262V263H17ZM22 261H20V263H21ZM25 262H26V260H25ZM41 262V261H40ZM109 262H110V260H109ZM144 262V261H143ZM146 262V261H145ZM144 262V263H145ZM147 262H148V260H147ZM164 262V261H163ZM174 262V261H173ZM241 262H239V263H241ZM249 262V261H248ZM252 262V261H251ZM261 262V261H260ZM0 263H2V262H0ZM23 263H24V261H23ZM32 263V262H31ZM78 263V262H77ZM78 263V264H79ZM94 263V262H93ZM111 263V262H110ZM143 263V264H144ZM151 263V262H150ZM149 263V264H150ZM159 264L161 263V262H158ZM178 263V262H177ZM176 263V264H177ZM250 263V262H249ZM262 263H264V262H262ZM4 264V263H3ZM6 264V263H5ZM9 264V263H8ZM13 264V263H12ZM19 264V263H18ZM43 264V263H42ZM60 264V263H59ZM63 264H65V263H63ZM71 264V263H70ZM76 264V263H75ZM140 264V263H139ZM147 264V263H146ZM153 264V263H152ZM180 264V263H179ZM185 264V263H184ZM241 264H244V263H241ZM247 264V263H246ZM255 264V263H254Z\"/></svg>",
  "mask_w": 264,
  "mask_h": 264
}]
</instances>
